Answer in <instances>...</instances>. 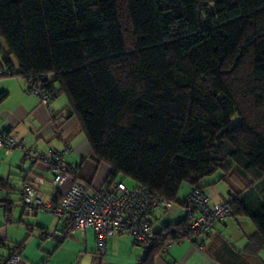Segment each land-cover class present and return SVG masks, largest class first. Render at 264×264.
I'll list each match as a JSON object with an SVG mask.
<instances>
[{
	"label": "trees",
	"instance_id": "trees-1",
	"mask_svg": "<svg viewBox=\"0 0 264 264\" xmlns=\"http://www.w3.org/2000/svg\"><path fill=\"white\" fill-rule=\"evenodd\" d=\"M5 77L66 98L108 185L122 176L185 211L182 186L205 194L219 173L229 218L255 228L241 253L264 246V0H0ZM0 192L14 191L0 178ZM184 215L138 264L211 236Z\"/></svg>",
	"mask_w": 264,
	"mask_h": 264
},
{
	"label": "crops",
	"instance_id": "crops-1",
	"mask_svg": "<svg viewBox=\"0 0 264 264\" xmlns=\"http://www.w3.org/2000/svg\"><path fill=\"white\" fill-rule=\"evenodd\" d=\"M0 94H5L4 99L0 101V134H12L18 140L22 141L27 149H31L39 154L62 153L64 149L68 147L70 149L69 152L63 155L64 162L71 170L75 179L84 182L93 191L108 186V184H106V179L109 174V169L103 164L98 165L94 163L89 158V148L76 118L68 116L64 111L67 105L65 97L57 96L50 104L49 110H47L40 104L36 96L28 93V83L25 79L20 77L0 78ZM0 178L7 181L12 187L14 192L10 194H16L17 197H19L21 186L24 183L31 182L39 191L42 198L50 202L58 201L67 192L72 183V180L69 179L61 188H52L51 177L47 168L44 165L32 163L29 160L23 161L22 153L17 150L11 154H5L3 151H0ZM210 190L211 191L204 190V192L208 196L211 204L227 201V197H225L227 191ZM189 192L190 189L182 196L180 203H182L184 197ZM3 194L10 195L4 192ZM6 200L11 202L8 196L0 197V201ZM0 207H2L4 211V220L6 215H9L11 218L10 213L13 205H11L8 210H5L2 204ZM177 207H180L182 212L179 211ZM177 207L173 208L168 215L166 214L167 216L165 215L162 217L160 212H155L152 215L151 229L153 233H157L164 227L177 224L183 220L185 211L179 204ZM24 214L22 209V215ZM156 223H160V227L154 230V224ZM161 223L164 224L161 225ZM7 225L4 226V229L7 228ZM0 228H3V226H0ZM222 228H227V222L226 225H217L211 236L200 246L192 244L190 241L173 243L162 257L159 256L155 259L154 263L245 264L243 260L245 257L241 255L240 250H232L230 246L221 241ZM59 229L62 230V225L60 226L59 223H56L54 230L47 231L58 233L60 232ZM3 230H0V248L5 250V253H0V261L7 257L11 249V247L5 245L6 237L4 234L5 231ZM71 236L77 240L76 242L80 245L81 249H83V240L85 241L84 252L79 249L78 253L83 255L89 253L97 256L99 260L98 264H107V259L104 257L108 255V250L111 254L112 251L117 249L116 245L118 242H116L115 239L120 237L117 236L108 239L106 243V254L100 255L96 248L94 249L92 247L93 239L91 237H93V233L91 231H87L84 237H81L77 232L72 233L65 240L58 241V243H65ZM44 240L45 239H43V241ZM86 243H88L89 246H87ZM26 258L33 260V258L27 256ZM22 264H26L25 261Z\"/></svg>",
	"mask_w": 264,
	"mask_h": 264
},
{
	"label": "built area",
	"instance_id": "built-area-1",
	"mask_svg": "<svg viewBox=\"0 0 264 264\" xmlns=\"http://www.w3.org/2000/svg\"><path fill=\"white\" fill-rule=\"evenodd\" d=\"M42 80H46L42 78ZM28 93L36 96L40 104L49 110L57 93L39 82H29ZM20 151L23 161H31L44 165L51 177V186L59 189L71 179L67 192L56 202L45 201L33 183H24L20 188V203L28 215L45 214L57 218L62 230L56 234L41 232V237L49 241H63L72 233L81 237L91 231L94 236L96 250L100 255L106 254L108 239L127 235L142 255L138 262L148 255L154 246V233L151 229V217L155 212L170 213L174 203L158 194H151L144 187L128 188L123 182H112L99 190H91L87 184L75 179L64 162L63 155L69 152L66 147L62 153L39 154L27 149L22 141L10 133L0 134V151L11 154ZM185 211L190 219L189 231L202 235L209 234L217 224L230 217V209L226 203L211 204L201 191H192L183 201ZM11 218L5 216V225ZM173 243L166 244L167 250ZM21 246L13 248L0 264H22Z\"/></svg>",
	"mask_w": 264,
	"mask_h": 264
},
{
	"label": "rangeland",
	"instance_id": "rangeland-1",
	"mask_svg": "<svg viewBox=\"0 0 264 264\" xmlns=\"http://www.w3.org/2000/svg\"><path fill=\"white\" fill-rule=\"evenodd\" d=\"M234 123L237 122V118L234 119ZM89 163V162H87ZM220 177L219 173H216L212 177L205 179L202 183L205 186V191H227V186L223 182H218ZM115 181L123 182L126 187L131 188L134 186V183L122 176H118ZM189 186L183 185L177 196V200L180 202L182 196L188 191ZM227 197V194H225ZM8 196L13 207L10 213L12 221L7 225V228L4 229L5 220H4V211L0 207V230L5 231V245L7 247L22 246L21 258L22 261L26 264H98V257L92 254H81L78 253L81 249L80 245L76 242L77 240L74 237L66 240L65 243L60 244L58 241L53 240H44L41 239V232L46 231L49 234H56L57 232H48L47 230H54L56 223H61L57 218L45 214L37 215H28L25 213L22 215V205L20 204L19 197L16 194L6 195L0 192V197ZM177 205L174 204V208ZM179 211L182 212L180 207ZM161 216H165V213L160 212ZM168 215V214H167ZM166 215V216H167ZM163 220V218H162ZM21 222V223H20ZM164 222V220H163ZM164 223H161L163 225ZM160 227V223L154 224V230ZM59 231H61L59 229ZM255 233V228L249 219L243 217L229 218L227 220V228H222V235L220 237L226 245L230 246L232 250L243 251L247 238ZM91 237V236H90ZM92 247L95 249L94 236L91 237ZM116 250H108V255L104 258L107 259V264H138V259L142 255L141 249L135 245L133 239L129 236H120L117 237ZM84 244L81 250L84 252ZM87 246L88 243H86ZM46 245V246H45ZM0 253L4 254L5 250L0 248ZM111 255V258H110ZM241 255L245 258V264H264V246L261 250H257L255 254L250 255L248 253L242 252ZM33 258L29 260L26 258ZM247 256V257H246Z\"/></svg>",
	"mask_w": 264,
	"mask_h": 264
}]
</instances>
